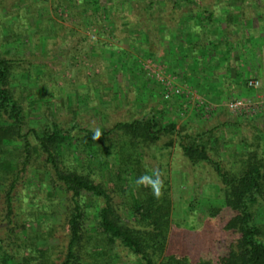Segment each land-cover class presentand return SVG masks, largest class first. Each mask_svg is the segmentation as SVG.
Returning <instances> with one entry per match:
<instances>
[{
  "label": "trees",
  "instance_id": "16d2710c",
  "mask_svg": "<svg viewBox=\"0 0 264 264\" xmlns=\"http://www.w3.org/2000/svg\"><path fill=\"white\" fill-rule=\"evenodd\" d=\"M62 1L76 11L74 15L91 21H98L100 12H106L112 27L113 20L119 19L129 47H140L146 55L152 54L151 49L159 50L171 67L189 80L186 82L203 94L209 91L216 96L228 85V79L225 86L222 83V75L228 74L219 72L229 53L245 60L243 67L251 57L249 13L255 11L257 17L264 18V0L262 4L259 0ZM52 3L54 11L61 5L60 0ZM32 5L17 4L16 15L23 18L30 14ZM117 55L121 62L115 72L127 76L130 70L122 61L129 55L124 50H118ZM12 68L13 61L0 56V146L15 136L20 139L22 166H26L31 138L44 158L48 185L69 195L64 215L67 245L60 264H264V223L260 221L264 210V130L250 142L240 140L243 148L239 152L221 142L226 159L233 160L232 166L226 164L227 169L221 167V160H215L220 156L219 140L212 129L180 143L191 165L213 167L220 186H214L212 202H205L208 205L200 229L172 224L168 193L160 192L157 197L150 186L136 184L140 176H152L142 162L145 149L175 131V124L165 121L163 111L141 109V116L115 123L99 139L77 125L65 128L55 122L40 131L22 133L25 113L9 85ZM12 188L13 184L6 193V216L11 214ZM113 194L125 201H115ZM201 203L202 199L198 205ZM188 208L194 213V203ZM173 226L194 237L193 243H180V249L193 252L192 263L185 256L165 255ZM49 232H37L31 242L26 234L16 250L0 239V264H52L46 251L34 249V242H44ZM15 239L19 240L16 233Z\"/></svg>",
  "mask_w": 264,
  "mask_h": 264
},
{
  "label": "rangeland",
  "instance_id": "374dc122",
  "mask_svg": "<svg viewBox=\"0 0 264 264\" xmlns=\"http://www.w3.org/2000/svg\"><path fill=\"white\" fill-rule=\"evenodd\" d=\"M52 1L55 0H0V56L13 61L9 85L24 109L21 132L40 131L55 122L65 128L77 125L93 133L99 129L102 133L117 122L141 116V109L144 112L153 108L163 111L165 121L175 124V131L146 148L142 162L151 174L154 170L161 173L160 192L168 193L171 223H186L200 229L208 205L205 202H212L214 186H220V182L211 165H191L183 156L180 143L189 142L188 136L212 129L219 140L217 154H220L214 158L221 160V167L227 169L226 164L232 166L233 160L226 159L221 142L239 152L243 148L240 140L250 142L257 132L263 133L264 108L260 114L245 117L226 108L231 100L264 103V28L260 30L261 17H257L254 10L249 13L256 22L257 34L249 33L252 53L246 66H242L245 60L238 59L235 52L229 53L228 61L221 62L223 70L219 75L228 74V85L216 96L209 91L203 94L186 82L189 80L171 67L159 50L151 49L152 54L146 55L140 47H129L119 19L113 20L112 27L107 23L106 12H100L99 20L95 22L74 15L76 11L70 10L62 0L54 11ZM30 3L33 4L30 14L27 12L23 18L16 15L14 7L17 4L27 6ZM261 9L264 15L263 4ZM118 50L129 55L122 61L130 70L127 76L115 72L121 62L118 61ZM161 78L180 87L182 93H168ZM249 80L259 81L260 87L256 90L248 88L245 84ZM204 108L208 110L204 111ZM28 140L32 148L26 166H22L20 139L15 136L0 146V239L5 244H12L11 248L16 250L26 237L31 242L37 232L50 231L44 242H34V249L46 251L49 262L60 264L67 245V219L64 215L69 195L48 185L44 158L34 149L33 140ZM165 143H169V147H164ZM71 164L74 165L73 161ZM11 184V214L6 216V193ZM113 197L115 201H125L116 194ZM201 199L203 203L198 205ZM189 203H194V213L188 208ZM260 221L264 223V210ZM13 230L19 240L15 239ZM193 242L195 239L191 233L173 226L168 241L170 248L165 255L185 256L192 263L193 252L180 249V243Z\"/></svg>",
  "mask_w": 264,
  "mask_h": 264
},
{
  "label": "built area",
  "instance_id": "2783aa9c",
  "mask_svg": "<svg viewBox=\"0 0 264 264\" xmlns=\"http://www.w3.org/2000/svg\"><path fill=\"white\" fill-rule=\"evenodd\" d=\"M156 75L158 77L159 73ZM160 81L163 82V86L168 93H171L173 95H180L182 93L180 87L178 88V86H175L173 83H171L170 80L161 78ZM247 87L256 90L260 87V82L257 80H249L247 82ZM200 105L203 104L200 103ZM226 108L235 115L245 117L262 113V111L264 110V103L261 104L260 102H253L250 100H231L227 102ZM207 110V108H204V111Z\"/></svg>",
  "mask_w": 264,
  "mask_h": 264
},
{
  "label": "clouds",
  "instance_id": "9594fccd",
  "mask_svg": "<svg viewBox=\"0 0 264 264\" xmlns=\"http://www.w3.org/2000/svg\"><path fill=\"white\" fill-rule=\"evenodd\" d=\"M101 136V131L99 129L96 130L93 139H99ZM137 185L150 186L154 195L157 197L160 195L162 180L161 173L158 170H154L152 176L142 175L136 180Z\"/></svg>",
  "mask_w": 264,
  "mask_h": 264
},
{
  "label": "crops",
  "instance_id": "0c3cea01",
  "mask_svg": "<svg viewBox=\"0 0 264 264\" xmlns=\"http://www.w3.org/2000/svg\"><path fill=\"white\" fill-rule=\"evenodd\" d=\"M260 19H262V27H260V30H262L263 28H264V18H260ZM249 22H251L250 23V25H248L249 26V28H250V31L254 34H257L256 33V29H255V25H256V22L251 18V17H249V20H248ZM245 26V25H244ZM225 76V77H224ZM222 82H223V84H224V86L227 84V82H226V79H228V76H226V75H222Z\"/></svg>",
  "mask_w": 264,
  "mask_h": 264
}]
</instances>
